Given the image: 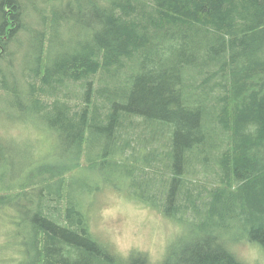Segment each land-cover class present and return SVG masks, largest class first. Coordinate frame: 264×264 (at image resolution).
Segmentation results:
<instances>
[{
    "label": "trees",
    "instance_id": "obj_1",
    "mask_svg": "<svg viewBox=\"0 0 264 264\" xmlns=\"http://www.w3.org/2000/svg\"><path fill=\"white\" fill-rule=\"evenodd\" d=\"M0 112L55 140L0 132L18 264H151L92 231L103 189L181 227L158 264L264 252V0H0Z\"/></svg>",
    "mask_w": 264,
    "mask_h": 264
},
{
    "label": "rangeland",
    "instance_id": "obj_2",
    "mask_svg": "<svg viewBox=\"0 0 264 264\" xmlns=\"http://www.w3.org/2000/svg\"><path fill=\"white\" fill-rule=\"evenodd\" d=\"M2 114L3 112H0V118L3 117L0 119V132L4 136L18 140L15 141L18 145H13L22 150L23 155L30 153L32 158L39 159L41 154L53 151L55 140L52 136L49 137L45 131H37L27 123L14 120L7 114L2 116ZM92 208L91 228L100 239L107 241V244L119 255H128L134 250L143 251L149 256L151 264L160 262L169 246L173 244L176 235L182 230L171 219L164 217L151 206L132 200L123 191L101 190ZM11 219L10 215L3 217L1 223H4V227L10 226L12 229ZM243 232L242 235L239 228L229 233L237 239L240 238L237 241H231V245L232 242L235 245L238 256L247 264H264L263 248L255 241H251L248 233L244 230ZM3 233L0 229L1 236L4 235ZM7 234L8 232L5 235ZM3 241L0 240V257L3 253L2 248H6L7 244ZM16 253L17 248H8L3 253L4 262L0 264H18L19 259Z\"/></svg>",
    "mask_w": 264,
    "mask_h": 264
}]
</instances>
